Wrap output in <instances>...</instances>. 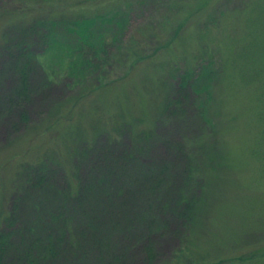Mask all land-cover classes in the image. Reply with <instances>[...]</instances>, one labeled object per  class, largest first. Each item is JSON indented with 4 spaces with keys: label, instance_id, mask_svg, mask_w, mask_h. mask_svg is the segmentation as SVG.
<instances>
[{
    "label": "rangeland",
    "instance_id": "obj_1",
    "mask_svg": "<svg viewBox=\"0 0 264 264\" xmlns=\"http://www.w3.org/2000/svg\"><path fill=\"white\" fill-rule=\"evenodd\" d=\"M27 1L39 9L20 14L22 0H0V47L42 9L112 18H98L82 54L65 36L42 54L50 78L28 76L27 104L11 84L20 71L0 74V216L28 165L53 164L52 194L54 185L82 179L74 175L82 148L105 144L104 170L93 173L85 160L83 168L87 181L109 172L112 200L95 196L87 220L108 222L100 233L114 241L118 264H264V0H84L73 11L76 0ZM202 113L214 122L210 133ZM138 136L151 154L123 162ZM194 149L205 156L199 171ZM119 160L127 170L113 169ZM159 179L168 186L150 193L147 184ZM199 195L187 229L176 203ZM95 255L81 264L101 263Z\"/></svg>",
    "mask_w": 264,
    "mask_h": 264
},
{
    "label": "trees",
    "instance_id": "obj_2",
    "mask_svg": "<svg viewBox=\"0 0 264 264\" xmlns=\"http://www.w3.org/2000/svg\"><path fill=\"white\" fill-rule=\"evenodd\" d=\"M22 1L23 8L18 11L20 14H25L27 9L28 11L39 9L27 0ZM76 1L77 4L69 5V11L84 9L83 6L86 5V1ZM41 11L43 16L32 19L29 25L26 24L19 30H13L6 35L5 44L0 47V74L3 72L1 78L4 77V73L9 66H13L20 71L19 78L15 77L11 84H19L20 90L17 92V97L24 100V104H27L33 97V90L30 89L28 76L33 73L40 82H45L49 80L48 77L50 78V71L45 68V63L41 61L42 54L50 46L57 44L60 37L65 36L71 41L69 42L71 44L72 39L77 41L78 48L81 50L79 53L82 54L84 47L88 44L91 45L93 28L97 25L98 18L102 17V22H108L107 20L112 18L108 17L107 19V17H104L106 15L94 16L93 18L81 17L79 16L81 13L76 15L79 16L78 18H75L64 11L56 14L50 9H42ZM115 18L117 17L113 19ZM81 57L84 58L83 55ZM78 65L87 68L88 71L84 74L92 72L88 61L81 59ZM11 77H14V73ZM189 78L183 77V82H186ZM206 103H208L207 100ZM10 104H13V100L10 101ZM205 104H203V107H205ZM203 116L202 113L200 117L204 121L208 133H210L214 128V122L205 119ZM6 118L10 121L8 115ZM148 132L150 133H148L147 141L150 140V136L157 133V130L153 129ZM138 137L139 141L136 138V144L129 145L131 147L120 154L125 157H123V162H125L126 155L131 157V161H137L135 159H138L139 156L145 158L151 154L150 148L144 146L148 143L141 144L143 139L140 136ZM105 146V144L100 146L98 143H94L81 150L80 159L83 158L86 165L92 162L93 167L91 169L93 173L104 170V166L102 168L99 166L102 151V148L99 147L105 148ZM191 155L193 165L196 168L195 171H199L197 167L203 163L205 156L200 154L198 149L192 150ZM87 159L91 160L87 162ZM83 161L76 160L74 169L76 173L72 171L74 175L77 174L82 179L72 178V181L69 180L68 185L62 183L65 187H60V189L54 182L57 185H54L56 192L52 191L54 194L56 193V197L53 192L50 194L48 191V185L52 181L49 173H52L53 164L44 159L34 166L28 165L26 167L22 176L15 183L14 197L10 207L6 214L0 216V264H81L85 261L91 262V259L95 258V254L98 253L101 257V263L99 264H118V258L112 256L114 241L100 233V227L103 228L108 222H105V220H87V211L95 206V196H97L99 204L112 200V196L108 193L111 186L106 177L109 175L106 173L109 172H102L103 174L100 175L94 174L96 176L87 181ZM120 161L122 160L115 161L116 164L114 163L113 169L123 172L127 170V165L119 166ZM134 174H131V176ZM191 183V188L194 190V180ZM149 184L147 186H149V192L152 194H157L158 190L168 186L162 179H159V182L156 180L151 183V186ZM125 190L126 188H123L122 193ZM25 198H29L28 202L32 206L30 215L26 216V219L21 215V212L25 211ZM203 200L204 197L199 195L193 200L180 202L179 199L176 203V208L185 213V226L187 229L195 225L193 223L199 214V207ZM179 216L181 215L179 214ZM146 254L151 257L153 251L149 249ZM97 258H99L98 255Z\"/></svg>",
    "mask_w": 264,
    "mask_h": 264
}]
</instances>
